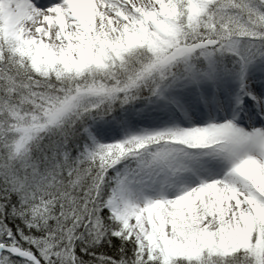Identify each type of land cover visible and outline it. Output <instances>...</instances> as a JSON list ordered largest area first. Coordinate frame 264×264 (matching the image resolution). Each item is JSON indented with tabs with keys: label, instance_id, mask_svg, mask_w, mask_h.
Wrapping results in <instances>:
<instances>
[{
	"label": "snow or ice",
	"instance_id": "1",
	"mask_svg": "<svg viewBox=\"0 0 264 264\" xmlns=\"http://www.w3.org/2000/svg\"><path fill=\"white\" fill-rule=\"evenodd\" d=\"M0 264H264V0H0Z\"/></svg>",
	"mask_w": 264,
	"mask_h": 264
}]
</instances>
